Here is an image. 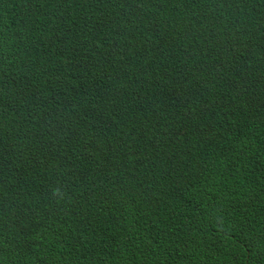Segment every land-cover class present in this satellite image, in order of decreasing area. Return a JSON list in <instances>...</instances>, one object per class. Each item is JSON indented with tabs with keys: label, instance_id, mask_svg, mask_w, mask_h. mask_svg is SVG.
I'll return each instance as SVG.
<instances>
[{
	"label": "trees",
	"instance_id": "1",
	"mask_svg": "<svg viewBox=\"0 0 264 264\" xmlns=\"http://www.w3.org/2000/svg\"><path fill=\"white\" fill-rule=\"evenodd\" d=\"M0 264H264V0H0Z\"/></svg>",
	"mask_w": 264,
	"mask_h": 264
}]
</instances>
